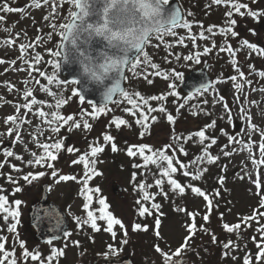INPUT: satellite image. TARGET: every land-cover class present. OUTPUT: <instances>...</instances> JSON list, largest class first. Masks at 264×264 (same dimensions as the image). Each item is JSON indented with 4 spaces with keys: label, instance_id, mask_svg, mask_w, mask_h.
Listing matches in <instances>:
<instances>
[{
    "label": "rangeland",
    "instance_id": "rangeland-1",
    "mask_svg": "<svg viewBox=\"0 0 264 264\" xmlns=\"http://www.w3.org/2000/svg\"><path fill=\"white\" fill-rule=\"evenodd\" d=\"M20 1H22L21 9L23 11L14 15L6 14L4 20L0 21V60L4 61L0 63V133H3L0 135V165H2L0 167V195L7 197L6 207L9 209L8 213L0 210V237L7 238L4 241L5 250H14L17 264H48L47 257L50 255L53 257L52 264H93V261L111 259L110 257L114 256L113 253L111 256L104 255H107V252L112 249L119 248L121 236L123 237L125 234L124 231L126 232L127 228L133 226L132 207H141L134 198L136 195L142 196L136 187V183L141 181L152 184L153 187L148 191L157 194L154 201H143L145 206L150 208L153 202L160 204L159 211L153 209L151 210L152 214L149 215L150 219L154 217L160 220L159 228L157 229L154 226L155 223H152L150 229L146 232L143 230V235H146L145 238L150 244L149 247L152 246L153 253L150 249L149 251L154 258V264H162L164 261L162 253L170 251L168 249L180 248L184 244L185 237L189 235L186 225L191 223V219L186 213L177 212L178 207L199 213L195 219L197 230L194 236L197 237L195 241L201 247L203 256H210L211 246L215 243L220 245L225 240L227 232L222 227L223 223L236 224L240 222L241 217L252 215L254 209L264 211V208L260 207L261 196L257 195L258 191L264 194V165L257 168L252 163L253 156L257 160L259 159V143L261 141L259 132H253L251 135L253 142L251 153L247 150H238L239 144L235 141L229 144L228 141L230 135L243 140L245 144L249 141L247 133L251 129L249 122L244 118V114L239 111L241 105L251 115V123L260 129H264V91H261L264 89V77L259 75V72L264 71V56L257 55L243 43L246 40L256 44L258 48H264V29L260 26L264 20V13L257 18L250 16L247 19L246 17L239 18L237 17L239 14L235 13L234 19L237 23L234 30L237 29L238 35L236 37L225 36L217 29L225 25L227 19L225 13L229 10V6L216 8L217 12L214 10L217 13L215 18H203L202 21H197L198 19H195L197 14L193 10L196 0L181 1V6L185 8L188 16L192 18L191 20L197 21V24L192 25L191 31L183 27L178 28L188 35L186 44L181 43V45L174 47L180 59H175L173 64L165 65L164 60L167 53L165 49H167L168 44L164 41L170 35L161 34L162 39L153 36L147 43V48L152 53L153 62L158 64V69L153 70L150 67L153 62L144 59L141 55V64L135 70L129 65L125 74V85L128 86V90L132 92V97L138 103L140 102L139 98L135 96L137 92L144 98L161 94L166 96L163 101L149 100L152 107L163 105L166 111L150 113L147 122L149 127L145 128L136 123L140 117L139 112L133 116L124 111L125 108L132 106L128 104L125 97L120 96L114 100L115 105L112 106L114 112L110 109L94 118L91 115L94 107L87 102L81 103L78 95H73V89H76L77 83L74 84L66 80L60 72L58 74V69H54L48 63L50 60L59 62V57H52L50 52L59 51L62 40L60 35L62 29L53 28L52 25L69 22L71 19L70 12L74 11L76 7L74 0H48V3L39 0V7L36 6V0ZM10 7L13 8L12 5ZM262 8L264 9V5ZM209 28H212V32L215 34L209 33ZM201 32L208 38H201ZM195 35L196 37H193ZM6 40L11 41V43L6 44ZM213 43L215 47L212 46ZM20 44L32 46L24 54L25 59L20 58ZM174 44L176 43L174 42ZM227 44L239 47L235 56L236 66L231 62L233 57L226 52L219 51ZM206 46L211 49L207 54L203 52ZM197 51L201 53L199 64L183 59L185 56L194 55ZM36 54L40 56L39 62L34 59ZM207 62V73L215 81L213 84L215 92L209 89L206 92L186 95V92L180 88L183 79L172 76V71L182 73L184 78L188 71L202 68ZM249 65L254 67L250 69ZM235 67H239L245 73L243 78L235 71ZM156 71L161 74L155 75ZM40 72L45 75L41 77ZM53 72H55V76L52 77V82L49 84L48 78L52 76ZM166 74L168 79H165ZM145 75H147V79ZM233 75L237 77L235 82L230 79ZM249 80L251 84L247 83ZM24 81H28L27 85ZM58 81L64 83L58 84ZM170 83L175 84L174 91L178 95H168L172 91L169 89ZM236 83L241 84L242 91H237ZM9 87H11V91H9ZM26 88L32 92L28 98L29 101L35 98L38 103L33 105L32 111L26 114L25 109L21 108L20 114L24 116L25 120H31L32 123H25L22 126L21 140L17 141L15 132L11 135L8 134V128L12 127V123L5 124V119L9 115H16L15 105L25 103L23 96ZM49 91L55 95H50ZM62 97L65 99L63 103H60ZM214 97H223L224 101H218L213 106ZM205 99L208 100L207 104L203 103ZM40 101H43L44 104L41 105ZM57 101L60 103L59 108L49 107V105H56ZM185 101H187L185 106L177 111L179 104ZM225 102L229 105L230 116H225L222 111V103ZM40 108H43L45 112L56 111L65 117L74 114L81 126L79 128L72 127L70 130L72 124L70 121L68 125L60 128L59 132L53 133L46 123L33 115V112ZM144 111L147 112V106H145ZM82 112L87 113V115H81ZM115 114L126 120L127 124L117 129L111 123V116ZM168 114L173 115L174 123L167 120ZM152 116L157 117L155 122L151 120ZM213 120H215V126L208 128L206 135L214 136L217 139V143L212 145L209 151L213 155H218L219 160L213 164L201 165L200 167H206L208 171L198 181L185 178L179 171L174 174V178L182 185L187 180L193 186L200 187L208 193L210 198H213V207L210 212H208L207 202L202 197H198L187 188L184 194L173 192L166 181L163 190L168 193V197L165 198L154 184V180L158 177L151 174V172L156 171V167L149 165L151 172L137 169L133 165L142 163L141 158L139 156L129 157L126 154V149L130 145L147 144L153 150L161 149L166 144H173V146L178 147L177 142L173 139L174 136H187L189 133L205 128ZM85 121L91 125L90 128H84ZM235 121H238L240 125L238 129H235ZM37 127L43 129L42 134L35 131ZM142 132L144 135L141 137ZM104 134H111L114 137V142L118 148L116 152L111 150V142L104 141ZM33 135L41 143L52 142L48 140L50 136L53 140L62 142L63 148L56 153L57 159L55 161H46L44 166L27 163L33 159V152L38 156L42 154V150L36 147ZM195 139L193 138V141L184 144L185 151L188 153L187 156L179 151L176 152L180 161L189 163L196 155L201 154L203 146L194 143ZM68 141H72L73 145L71 146L75 149L73 152L67 151L66 143ZM96 141L104 146V151L97 154L95 158L89 157L90 160L96 161L90 167H95L101 173L100 175H93L88 181V187L99 188L98 193H93V203L89 210L101 207L97 203L98 198H103L106 201L109 205L106 211L120 219L124 225L123 228L119 225L113 226V231L116 233L115 237L106 231V221L97 220L99 231L92 229L90 224L78 225L77 223V217H80L81 220L87 218L86 211L82 208L86 200L81 195V189L84 187L81 181L85 176V167L82 162H73L78 161L84 153L88 152L89 146ZM207 143L210 141H205V144ZM226 144L229 146L224 151L231 152V155L228 156L221 152V148ZM233 149H237V151H233ZM5 150L12 151L13 156H5ZM168 154L171 155V151ZM17 156L22 157V159H17ZM47 163H51L52 168H48ZM195 170L196 166L189 168V171L195 172ZM53 171L57 173V176L51 174ZM29 172L33 174L44 172L45 175H37L35 179L30 177L29 181H25L23 176ZM134 173L136 174L135 182L132 179ZM60 175L76 176L77 180L59 181L58 176ZM9 176L12 177V181L8 179ZM221 176L224 177L223 184L219 183ZM257 178L261 181L259 189L253 182ZM115 180L125 187L124 195L118 196L112 193L111 186ZM48 181L50 183V200L60 203L72 221V228L67 232L70 235H66L60 241L53 240L51 243H40L35 238L34 229L29 223L28 212L30 202L39 199L42 184ZM17 188L19 191H16ZM217 189H219V195H215ZM17 200L20 201L18 206L15 204ZM12 212H18L19 215L12 216ZM206 212H208L207 221L203 219ZM99 214L97 211L96 215L99 216ZM221 214L223 219H221ZM6 215L7 219L4 218ZM13 224H15V229L9 231ZM261 226H264V217L249 221L247 226L242 224L241 228L234 230L231 235L228 233L233 240V245L228 249L232 250L234 264H244L246 256L251 258L252 264H264V258L257 262L256 257H254L259 251L257 242L260 241L261 233L258 229ZM148 231H153V233L148 234ZM213 235H215V240H213ZM253 237H255V241ZM129 239L132 242V238ZM189 241H194V237ZM245 246L246 249L243 250ZM157 248L160 249L159 252ZM166 248L167 250H165ZM54 249L62 252V254L54 253ZM25 250L30 253H39V259L34 261L30 256L25 258L23 255ZM117 250H121L124 255V248ZM140 259L150 261L145 259V255ZM5 264L8 262L6 261Z\"/></svg>",
    "mask_w": 264,
    "mask_h": 264
},
{
    "label": "snow or ice",
    "instance_id": "snow-or-ice-1",
    "mask_svg": "<svg viewBox=\"0 0 264 264\" xmlns=\"http://www.w3.org/2000/svg\"><path fill=\"white\" fill-rule=\"evenodd\" d=\"M44 3H48V0H44ZM74 3H75L76 8L79 9V11L78 12L77 11L70 12V17H71L70 22L59 24V25H52L53 28L59 27L60 29H62L60 35L63 37L64 41L66 39V31L70 32V30L73 29L76 26V24L81 19H83L84 16H87V10L85 7L86 0H74ZM157 3H162L163 5L166 6V8L171 7V5L169 4V0H157ZM174 3H175V0H173V4ZM213 3H215L216 5L229 6V10L225 13V15L227 17V19L225 21V25L223 27H219L217 29L220 33L224 34L225 36L230 35L232 37H236L238 35V33L234 30V26L236 25L237 21L235 19H232L234 12L238 13L240 16H244L245 12L241 11V9H246L247 15H249L251 17L257 18L261 15L260 12L252 11L251 9L248 8L247 4L239 3L238 0H213ZM36 6L39 7V0H36ZM3 11L15 12V11H18V9L8 7L5 4ZM3 19H4V17L0 16V21H3ZM45 19L47 20V17H45ZM166 23L168 25H170V27L167 29L166 35H175L174 29H176L178 27H183L185 29H188L189 31H191V27H192V25L188 21L183 20L179 7L173 8L170 12H168V17H167ZM213 27H216V26H213ZM208 32L211 34H215L212 32V28H209ZM17 35H19V34H17ZM200 36H201V38H204V39L208 38L204 35L203 32L200 33ZM157 37H158V39H162L161 34L157 35ZM150 38H151V36L147 32L142 37L139 38L138 42L135 44L136 56L132 59V61L130 63L127 60H125L123 62V66H122L121 71H120V77H123L124 69L129 67V65L131 66V68L133 70H135L137 68V66H139L141 64V55H144L145 59L147 58V54L144 53V46L147 44V42L149 41ZM37 39H39V38H37ZM5 43L8 44V43H11V41L6 40ZM243 43H244V45L247 46V48L251 49L257 55L264 56V48H258L256 44L249 43L246 40ZM212 46L215 47V44L213 43ZM29 47H32V46L20 44L19 50L21 52V57H20L21 59H25L24 54L27 52ZM209 51H211V49L207 46L203 49V52L205 54H207ZM219 51L226 52L231 57H233L231 62L234 66H236L237 61L235 59V56H236L237 50L233 49L231 44H227L225 47L220 48ZM50 55L54 58L59 57V56H61V52L60 51H51ZM200 57H201V53L199 51H197L196 53H194V55L185 56L183 59L188 60V61H195V63L199 64L201 62ZM34 59L37 62H39L40 61L39 54H36L34 56ZM176 59L179 60L180 57H176ZM3 62H4L3 60H0V63H3ZM12 62L15 63V61H12ZM25 62L27 63V60H25ZM48 63L50 65H52L54 67V69H59L61 66L60 63L56 60H50V61H48ZM150 67L153 70L158 69V65L155 63H152L150 65ZM253 67L254 66L249 65L250 69H252ZM235 71L239 74V76L241 78H243L245 76V73L239 67H235ZM44 75L45 74L43 72H40L41 77H43ZM155 75L159 76L160 72L156 71ZM171 75L178 78V79H181V80L183 79L182 73H180L178 71L173 70ZM259 75L261 77H264V71L259 72ZM54 76H55V72H53L52 76L48 78L49 84H51L52 77H54ZM145 78L147 79V75H145ZM168 78L169 77L166 74L165 79H168ZM230 79L235 82L237 80V77H236V75H233L230 77ZM24 83L27 85L28 81H24ZM37 83H38V81H37ZM57 83L63 84L64 82L58 81ZM71 83L76 84V83H79V81H71ZM149 83H151L150 80H149ZM247 83L251 84V81L249 80V81H247ZM235 87H236L238 92L242 91V86L240 83H236ZM169 89L172 91H170L168 93V95H172V96L178 95L174 91V89H175L174 83L169 84ZM209 89H212V91L215 92V88L213 87V84L211 81H209L207 84L201 85V87L197 89V92H206ZM9 91H11V87H9ZM253 91H255V89H253ZM261 91H264V89H262ZM117 93H120L123 97H125L127 99L128 104H130L132 106L131 108H125L124 111L129 112L133 116H135L137 114V112H139L140 117L136 120V123L138 125H143L145 128L149 127L147 122L149 120V114L150 113H154L156 111H159V112H165L166 111V109L163 107V105H159L158 107H152L149 104V100H151V101H163V100H165L166 99L165 94L154 95V96H151L149 98H144L143 96L140 95V93L137 92V93H135V96L139 98L140 102L138 103L136 99H133L132 96H130L129 93L127 91H125V89L121 85V79H118L113 84V86L105 92L103 106H100L98 108L94 106L93 112L91 113V115L95 118V116L97 114L104 113L106 108H107V103L109 101H112L114 95H116ZM49 94L55 95L54 93H52L50 91H49ZM31 95H32L31 90L26 88L25 92H24V96H23L25 103L15 105L16 115H9L5 119V124H8L9 122L12 123V127L8 128V134L11 135L13 132H15V139L17 141L21 140L20 131H21L22 126L25 123H27V124L32 123L31 120H25L24 116H22L20 114L21 108L25 109V114H26L27 112L32 111L33 105H36L38 103V101L35 98H32L29 101L28 98ZM73 95H78V94L76 92H73ZM78 99L80 100L81 103L85 102V97L82 94L78 95ZM218 101L222 102V101H224V98L223 97H218V98L214 97L213 98V106H215V104ZM186 102L187 101H185L184 103H180L177 111H179L180 108H183L185 106ZM39 103L41 105L44 104L43 101H40ZM60 103H63V101H61ZM60 103H57L54 106L49 105V107L59 108ZM203 103L207 104L208 100L205 99L203 101ZM253 103H256V102L253 101ZM145 106H147V112L144 111ZM222 111L224 112L225 116L231 115L229 105L226 102L222 103ZM239 111L244 114L245 120H247L249 122V127L251 129V131H249L247 133V135L249 137V141L247 144H245L243 140H240L236 136H232V135L228 136V141H229V144L233 143V141H235L237 144H239L240 148L238 150H240V151L247 150L251 153V145L253 143L251 141V135L253 132H259V134L261 136V141L259 143V159L257 160L254 156L252 157V163L254 165H256L258 168L260 165H264V129H260L257 127V125L251 123L252 117L248 113V110L243 105L240 106ZM205 114H208V113H205ZM33 115L39 117L44 123H46L53 133L59 132L60 128H62L64 125H68L70 121L72 122V124L70 125V130L72 127L79 128L81 126L79 121L75 119L74 114L73 115H67L65 117L63 115H60L56 111L45 112L43 110V108H40V109H37L35 112H33ZM81 115H87V113L82 112ZM156 119H157V117H155V116L151 117V120L153 122H155ZM167 120L169 122L174 123L173 115L168 114ZM111 123L114 124L117 129H119L122 125L127 124V121L120 118V117H114V119ZM83 126L85 129H88L91 127V125L89 123H87V121L84 122ZM214 126H215V120H213L209 125L205 126V128L197 130V131L192 132V133H189L187 136H174L173 139L177 142L178 147L173 146V144H166L161 149L153 150L152 147L150 145H147V144L130 145L126 149V154L129 157L139 156L141 158V160L143 161L142 163L133 165V167H135L137 169L147 170V171L151 172L149 165H154L156 167V171L151 172V174L154 177H158L154 180V184H155V186H157L159 188L160 193L163 194L165 198L168 197V193L164 192V190H163V185L166 181L167 184L170 185L171 190L173 192H178V194H184L185 190L187 188V189H190L191 192L194 193L195 195H197L198 197H202L207 202L208 212H210L212 207H213V198H210V195L208 193H206L200 187L193 186V184L191 182H188L187 180L182 185L181 182H179L176 178H174V174L178 173V171H179L185 178H190L191 181H198L201 179V176L208 171V169L206 167H200V166L204 165V164H213L217 160H219L220 157L218 155H213L209 151V149L212 147V145H215L217 143V139L214 136L206 135L207 129L214 127ZM35 131L42 134L43 129L37 127L35 129ZM0 135H3V133H0ZM143 135H144V133L142 132L141 137ZM193 138H196L194 143H197V144H200L203 146L202 152L200 155H196L194 157V159L191 160L189 163H184L178 159V157L176 156V152L179 151L181 154L187 156L188 153L185 151L184 144H187L189 141H193ZM33 139L36 143V147L38 149L42 150V154L38 156L35 152H33L32 153L33 159L29 160L27 162L30 165L35 163L38 166H44L46 161H49V160L55 161L57 159L56 153H58L63 148L62 142L60 140H53V138L51 136L48 137V140L52 141V142L41 143L40 141L35 139L34 135H33ZM103 139L105 142H111V150L113 152H116L118 150L117 145L114 142V137L111 134H104ZM205 141H210V143L205 144ZM228 146L229 145L226 144L221 148V152L225 156L231 155V152L224 151V149L228 148ZM74 150L75 149H73L71 147H69L67 149L68 152H73ZM103 151H104V146L100 145L99 141H96L94 144L89 146L88 152L84 153L78 161L73 162V163L82 162L84 164V167H85V176H84V179L81 181L84 185V187L81 189V195H83L85 197V200H86V202L82 205V208H83V210L86 211L87 218L84 220H81L80 217H77V223H78V225H80V224L89 225L90 224V227L92 229L99 231L100 229L98 228L97 220L99 219L101 221H106L107 222L106 231H108L109 233L112 234L113 237H115L116 233L113 231V226L119 225L121 228H123L124 225L120 219L115 218L110 212L106 211L109 207V205L106 203V201L103 198H98L97 203L101 207L98 209L89 210L90 206L93 203V193L94 192L98 193L99 188L88 187V181L91 179V177L93 175H100L101 174L95 169V167H90V165H94L96 161L94 159L90 160L89 157L95 158L97 156V154H99ZM169 151H171V153H172L171 155L168 154ZM233 151H237V149H233ZM146 153H148V154H146ZM5 156L11 157V156H13V152L9 151V150H5ZM16 158L22 159V157H20V156H17ZM174 161H175V163H174ZM191 166H196L195 172L189 171V168ZM0 167H2V165H0ZM13 167L15 168L14 165H13ZM47 167L52 168V164L47 163ZM16 170L19 171L18 168H16ZM51 174L53 176H57V173L55 171H53ZM37 175L43 176V175H45V173L39 172L37 174H33V173L29 172L28 174L23 176V179L25 181H29L30 177L32 179H35ZM8 179L10 181H12L11 176H9ZM132 179H133V182L136 181V174L135 173L133 174ZM58 180L59 181H69V180L76 181L77 177L76 176H69V175H60V176H58ZM223 182H224V177L221 176L219 178V183L223 184ZM253 182H254L256 188L259 189L261 181L257 178ZM136 187L142 193L141 199L137 200V204L141 205L139 215L141 217L145 216V214L151 215L152 214L151 210H153V209L157 210V212H158L160 209L159 203H155V202L151 203L150 208L141 203V201L147 202V201H154L155 200V197L157 194L156 193H150L148 191V189L153 187V185L148 184L144 181H141L139 183H136ZM16 191H19V188H17ZM215 195H219V189L216 190ZM257 195L261 196L260 207L264 208V194H262L258 191ZM6 204H7V197L0 195V210H3L5 213H8L9 209L6 207ZM15 204L18 206L20 204V201L19 200L15 201ZM97 211L100 213L99 216L96 215ZM176 211L179 213H186V215L191 219V223L186 225V229H187L189 235L185 237L184 245L182 246V248H183L184 246H187L188 241L191 239V237L193 235H195V231L197 230V224L195 223V219L199 213L188 211L184 207H178L176 209ZM208 212H206L204 217H203V219L205 221L208 220ZM11 215L17 216V215H19V213L18 212H12ZM258 217H264V211H259L258 209H254L252 215L241 217L240 222H238L236 224H232V225H230L229 223H223L222 227L227 233H232L234 230H239L241 228L242 224L247 226L249 221L257 219ZM4 218L7 219L8 218L7 215ZM221 219H223L222 214H221ZM159 225H160V220L157 219L155 221V226L157 229L159 228ZM14 229H15V224H13L11 226L9 231H13ZM134 229L135 230H141V229L147 230V225L142 226L141 224L136 223L134 225ZM258 231L261 233V236H260V241L257 242V248L259 249L258 253L256 254V261L257 262H259L262 258H264V226H261V228H259ZM66 235H70V234H66ZM6 239H7L6 237H0V254H2V255H0V264H5L6 261L8 262V264H17V261L15 259L14 250L13 251H6L5 250L4 241ZM213 240H215V235H213ZM253 240L255 241V237H253ZM49 243H51V241H49ZM77 245H78V242H77ZM231 246H232V241H228L224 244L225 249H227ZM182 248H178L176 250V252L174 253V255L179 256ZM157 251L159 252L160 249L157 248ZM53 252L56 254H62V252H59L58 250H55V249L53 250ZM225 254H227V253H225ZM23 255L25 258L30 256L31 259L34 261L39 259V253H30L27 250L24 251ZM162 255L164 256L165 264H177V262L174 261L172 256H170L168 253H162ZM47 260H48V264H52L53 257L50 255L47 257ZM181 264H182V262H181ZM244 264H252V260L249 256H246L244 258Z\"/></svg>",
    "mask_w": 264,
    "mask_h": 264
},
{
    "label": "clouds",
    "instance_id": "clouds-1",
    "mask_svg": "<svg viewBox=\"0 0 264 264\" xmlns=\"http://www.w3.org/2000/svg\"><path fill=\"white\" fill-rule=\"evenodd\" d=\"M100 21L84 23V16L76 26L66 31L64 62L78 66L80 75L105 92L119 79L123 62L132 61L135 44L146 32L152 37L167 34L166 6L157 0H102ZM97 38L105 41L101 49H94ZM70 45V48H69ZM95 53V54H94ZM112 81L111 84L108 82Z\"/></svg>",
    "mask_w": 264,
    "mask_h": 264
},
{
    "label": "water",
    "instance_id": "water-1",
    "mask_svg": "<svg viewBox=\"0 0 264 264\" xmlns=\"http://www.w3.org/2000/svg\"><path fill=\"white\" fill-rule=\"evenodd\" d=\"M169 4L171 5V7L166 8L167 13L170 12L173 8L179 7L181 11V16L183 18V13H182L183 10H181L177 0H175L174 4H173V0H171ZM85 7L86 10L89 13H91L84 20L85 24L95 23L100 21L101 17L99 10L100 8L103 7L102 0H86ZM75 11L78 12L79 9L76 8ZM104 44L105 41L102 38H97L93 42V48L101 49L104 46ZM64 50L66 52L68 51V45L64 40H62L60 47V52L63 57L61 58V62H60L61 73L63 75H66V78L69 80L79 81L77 85V89L79 90L80 94H82L85 97L86 101L92 102L95 105H103L104 89L99 88L95 85H92L91 87L87 86L88 82L81 77L78 66L69 61L64 62V56H63ZM135 56L136 53L134 54V57ZM206 67L207 66L203 67L202 69H198L197 71L196 70L190 71V73L186 75L185 79L181 84V87L185 92H188L189 94L194 93L197 91L198 88L201 87V85L207 84L209 81L212 82V79L207 74ZM126 69L127 68L124 69L123 77H119V79H121V85L124 89H125ZM108 83L111 84L112 81H109ZM118 94L119 93H117L116 95ZM116 95H114L113 100L116 97ZM112 101H109L107 105L110 104ZM239 126H240L239 123L235 122L236 129H238ZM119 190H120L119 185L113 187V191L115 193H117ZM48 193H49V184L46 183L43 185L42 198L39 201L32 204L31 211L29 212L31 224L35 227L36 237L40 240V242L49 241L52 239H62L65 235V232L68 230L70 226L69 223L70 221L67 215L65 214V212L60 208V206L55 202L48 200ZM109 264H135V263H133L130 259H125L122 262H114Z\"/></svg>",
    "mask_w": 264,
    "mask_h": 264
},
{
    "label": "flooded vegetation",
    "instance_id": "flooded-vegetation-1",
    "mask_svg": "<svg viewBox=\"0 0 264 264\" xmlns=\"http://www.w3.org/2000/svg\"><path fill=\"white\" fill-rule=\"evenodd\" d=\"M170 1V0H169ZM183 0H179V2H181ZM239 3H244L248 5V8L251 9L252 11H258L261 14L264 13V9L261 7H263L264 5V0H238ZM196 12L198 15L201 16H211L214 15V17L216 16L215 14H217V10L216 8L218 7H225L226 5H216L215 3H213V0H196ZM7 5L8 7H10L11 5L13 6V8L18 9V11L15 12H5L3 11L4 5ZM22 6V1L20 0H0V16H3L5 18L6 14H15L21 11V7ZM214 6V7H211ZM216 12H215V11ZM242 11L245 12L244 16H240L238 15L237 17L242 18V17H246V19L248 17H250L249 15H247V10L246 9H241ZM214 11V12H212ZM235 12L233 17H235ZM213 17V16H211ZM4 20V19H3ZM264 21V20H263ZM262 21V22H263ZM124 190L119 193V195H124ZM135 200H140L141 197H139L138 195H136ZM142 204H144L143 201H141ZM145 205V204H144ZM141 206V205H140ZM139 211H140V207H132L131 212L133 215V220L132 223L133 225H135L136 223L143 225H147V230L150 229V224H152V219L149 218L148 214H145V216L141 217L139 215ZM129 227V225H128ZM134 227V226H133ZM147 230H144L145 232ZM143 229L141 230H135L134 228H132V226H130L129 228L126 229V232L124 231V235L122 237V239L124 238V243L123 246L124 247H119V248H124V255L122 253L121 250H117V249H112L109 252H107V255L104 256H111V253L114 254V256H111L105 260H101V261H93V264H105L108 262H115V261H121L124 260L125 258H131L133 259V261L137 264H154V258L152 257V254L150 253V251L152 252L151 248L149 247V243L147 242V239L145 238L146 235H143ZM152 234V232L148 231V234ZM232 233H230L231 235ZM230 235L228 233L225 234V240L220 243V245H217V243L213 244L210 248V256H203V251L201 249V247L196 243L195 239L197 238L196 236L193 235L194 237V242H190L187 244V246H184L182 248V246H180V248H182L180 255L176 256L174 255V253L176 252L177 249H168L170 251H166L165 253H168L170 256H172L173 260L177 262V264H234V260H233V256H232V250L230 249H225L224 248V244L228 241H232L233 240L230 238ZM132 238V242L129 241V238ZM232 237V236H231ZM146 240V241H145ZM144 244H143V243ZM136 243V244H135ZM139 244V245H138ZM233 245V244H232ZM249 248V246H248ZM150 249V251H149ZM246 249V246L244 247L243 250ZM167 250V248L165 249ZM102 253H106L105 251H101ZM255 252V251H254ZM150 253V254H148ZM153 253V252H152ZM227 253V254H225ZM143 255H145V259L146 260H150V261H142L140 259V257H142ZM254 257H256V255H254ZM162 264H165V260L163 261Z\"/></svg>",
    "mask_w": 264,
    "mask_h": 264
},
{
    "label": "trees",
    "instance_id": "trees-1",
    "mask_svg": "<svg viewBox=\"0 0 264 264\" xmlns=\"http://www.w3.org/2000/svg\"><path fill=\"white\" fill-rule=\"evenodd\" d=\"M174 32H175V35H170V37L168 39H165V41H164L165 43L168 44L167 49H165V51L167 52L165 54V60H164L166 62L165 65L173 64L172 62H174L176 57L179 56L178 52H176V50H174V47L181 45V43H184V41L186 40L185 36L183 35L182 32H180V30L175 29ZM174 42L176 44H174ZM144 53L147 54L146 60L151 61V62L154 61L152 53H150V51H148V48L145 49ZM143 58L145 59L144 55H143ZM155 64H157V63H155ZM129 87L132 88L130 85H129ZM128 93L130 96H132V92L128 91ZM120 96L123 97L122 95H120ZM109 107H111V106H109ZM109 107H107L106 110L109 109ZM106 110H105V112H106ZM66 144H67V147H66L67 149L69 147L73 148V146H71V145H73L72 141L71 142L68 141Z\"/></svg>",
    "mask_w": 264,
    "mask_h": 264
}]
</instances>
